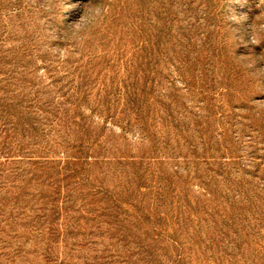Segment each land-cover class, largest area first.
<instances>
[{"label": "rangeland", "instance_id": "374dc122", "mask_svg": "<svg viewBox=\"0 0 264 264\" xmlns=\"http://www.w3.org/2000/svg\"><path fill=\"white\" fill-rule=\"evenodd\" d=\"M0 264H264V0H0Z\"/></svg>", "mask_w": 264, "mask_h": 264}]
</instances>
